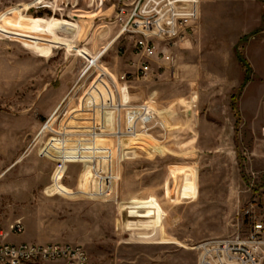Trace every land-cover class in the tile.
<instances>
[{
  "label": "rangeland",
  "instance_id": "374dc122",
  "mask_svg": "<svg viewBox=\"0 0 264 264\" xmlns=\"http://www.w3.org/2000/svg\"><path fill=\"white\" fill-rule=\"evenodd\" d=\"M123 1L0 0V242L264 264V0H200L173 65L144 80Z\"/></svg>",
  "mask_w": 264,
  "mask_h": 264
},
{
  "label": "built area",
  "instance_id": "2783aa9c",
  "mask_svg": "<svg viewBox=\"0 0 264 264\" xmlns=\"http://www.w3.org/2000/svg\"><path fill=\"white\" fill-rule=\"evenodd\" d=\"M197 4L198 0L121 2L116 15V22L121 27L118 38L129 36L133 40V53L137 62L132 77L144 80L152 74L155 64L173 65L170 49L189 41V37L198 28ZM163 68L166 69V66ZM126 77L127 75H124L122 80ZM255 230L261 233L264 227L257 225ZM24 232L25 226L22 223H15L9 228L11 235H21ZM6 236L8 234L0 232V239H5ZM230 252L236 259L242 257L249 261L253 258L251 253L245 252L243 243H235ZM89 262L87 251L78 245L62 242L13 245L4 240L0 242V264H89Z\"/></svg>",
  "mask_w": 264,
  "mask_h": 264
},
{
  "label": "crops",
  "instance_id": "0c3cea01",
  "mask_svg": "<svg viewBox=\"0 0 264 264\" xmlns=\"http://www.w3.org/2000/svg\"><path fill=\"white\" fill-rule=\"evenodd\" d=\"M201 7V2H200V0H198V4H197V6H196V11H197V15L199 14V8ZM111 45V44H110ZM109 45V46H110ZM108 46V47H109ZM108 47H106V49L108 48ZM31 244H33V243H31Z\"/></svg>",
  "mask_w": 264,
  "mask_h": 264
}]
</instances>
